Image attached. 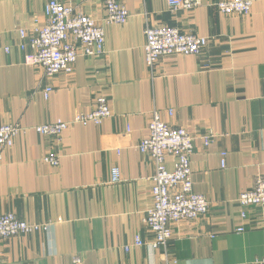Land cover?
<instances>
[{"label":"crops","instance_id":"1","mask_svg":"<svg viewBox=\"0 0 264 264\" xmlns=\"http://www.w3.org/2000/svg\"><path fill=\"white\" fill-rule=\"evenodd\" d=\"M45 1L0 0V121L24 128L0 157V215L49 226L0 240V264H255L264 257V205L238 201L264 175V0L248 15L223 14L222 0L189 10H172L167 0H122L130 16L104 24L105 52L80 55L72 74L50 78L25 62L32 49L20 48L19 33L27 31L28 44ZM81 7L98 20L105 15L101 0ZM148 26H175L209 43L200 55H165L150 67ZM101 95L111 107L101 124H74L60 141L34 129L90 112ZM155 110L194 136L193 189L210 207L174 223L167 248L152 249L144 219L155 164L138 145ZM209 132L216 135L205 144ZM49 151L59 155L57 165L44 160Z\"/></svg>","mask_w":264,"mask_h":264},{"label":"built area","instance_id":"2","mask_svg":"<svg viewBox=\"0 0 264 264\" xmlns=\"http://www.w3.org/2000/svg\"><path fill=\"white\" fill-rule=\"evenodd\" d=\"M91 0H46L44 21L33 28L28 44L24 41L27 31L20 29V48L26 50L29 45L32 52L25 55V62L43 69L46 77H54L60 72L72 74L80 55L100 56L105 52L104 24H124L130 12L122 0H101L105 15L101 20L87 14L81 5ZM256 0H222L217 3L219 10L227 15H248ZM202 0H167L172 10L193 9ZM38 22V21H37ZM145 61L152 67L160 57L172 54L200 55L209 43V38L183 31L175 26H148L145 29ZM6 51L9 48L6 47ZM51 86L44 87L48 96ZM172 114V111H170ZM111 115L107 97L101 95L96 105L88 113L76 115L71 120L57 119L50 123L34 126L43 135L62 138L63 132L74 124H96ZM24 128L20 123H2L0 121V157L6 149L14 144L15 137ZM149 135L138 145L142 153H148L154 161L155 173L151 177L152 205L148 209L144 222L153 233L148 242L152 248H167L172 238L173 224L181 220H195L209 211L210 202L204 194L193 189L191 155L194 151V136L184 126H174L165 122L159 111H153L148 123ZM129 131V128H128ZM216 134L209 132L203 136L205 144ZM173 158L172 167L168 158ZM44 160L51 165L59 163V155L49 151ZM121 180L118 166L112 168V181ZM242 207L264 205V175H257L253 187L239 196ZM246 217V212H241ZM47 224L30 223L19 218L15 213L0 215V240H8L19 235L47 230ZM243 227L239 228V231ZM135 243L142 245L137 237ZM128 249V247H126ZM75 263L81 259L75 257ZM264 264V257L255 261Z\"/></svg>","mask_w":264,"mask_h":264}]
</instances>
